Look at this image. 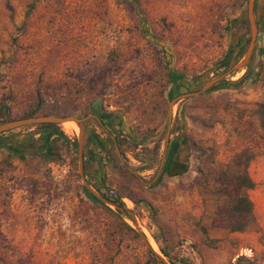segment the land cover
<instances>
[{
    "label": "rangeland",
    "instance_id": "374dc122",
    "mask_svg": "<svg viewBox=\"0 0 264 264\" xmlns=\"http://www.w3.org/2000/svg\"><path fill=\"white\" fill-rule=\"evenodd\" d=\"M249 40L247 0H0V110L85 118L56 125L61 163L36 126L0 135V264H264V18L231 70ZM244 158L254 220L215 228ZM100 178L128 213L92 199Z\"/></svg>",
    "mask_w": 264,
    "mask_h": 264
},
{
    "label": "trees",
    "instance_id": "16d2710c",
    "mask_svg": "<svg viewBox=\"0 0 264 264\" xmlns=\"http://www.w3.org/2000/svg\"><path fill=\"white\" fill-rule=\"evenodd\" d=\"M170 77L176 83H179L183 78L181 74H173V73L171 74ZM256 113L259 119L260 128L264 134V102L258 105ZM39 116H48V115L42 114ZM29 117H38V116L35 115V111L33 110L29 112L28 115H26L25 117L9 119L6 118L5 112L0 110V118L2 119V120L0 119V123L29 118ZM33 126H36V128L42 130L39 135V140H41V145L39 147V157L42 163L43 164H48L51 162L61 163L63 161V157L61 154L62 147L65 145L66 146L72 145V142L67 141L65 136L59 130V128L54 124H39ZM13 130L0 133V135L4 136L10 134L11 131ZM114 143L118 147L120 145V140L115 138ZM21 148L24 150L26 149L25 150L26 153L28 146L23 145L21 146ZM184 151L185 149L183 148L180 150L181 153ZM10 154L18 157L19 159L24 158L23 154L17 151H10ZM250 159L251 158H244V160H242V162L238 164V165H242L243 167L242 171L239 174H234V175L223 174L218 177L217 181L220 183L222 187L221 192L226 197V202L224 206L217 207L215 211V216L211 222V226L215 228L227 229L231 232H241L244 231L246 227L253 222L254 220L253 206L251 200L248 198L246 194V191L252 190L255 187V183L252 181V179L248 176V173L246 172V168ZM82 160H83V156H82ZM83 170H84V165H83ZM163 175H161L160 178ZM102 182L103 181L100 178L96 186V191L99 193V196L102 199H104L106 202L114 205L118 213H124V214L128 213V211L126 210L122 202L119 200V198H117L112 192L109 191L108 194H102L101 192V188L103 186ZM262 187L264 188V182L262 184ZM86 193L88 192L86 191ZM92 199L98 205L110 211L108 208H106L104 203L99 201L97 198L92 196ZM163 256L167 258L165 254H163Z\"/></svg>",
    "mask_w": 264,
    "mask_h": 264
},
{
    "label": "water",
    "instance_id": "95a60500",
    "mask_svg": "<svg viewBox=\"0 0 264 264\" xmlns=\"http://www.w3.org/2000/svg\"><path fill=\"white\" fill-rule=\"evenodd\" d=\"M247 21H248L249 31H250V40H249V43L247 45V48H246L241 60H239V62H237L236 64H233L231 66V70L240 69V68L244 67L245 64L248 62L250 56H251V52H252L254 41H255V37H256V25H255V21H254V18H253V1L252 0H247ZM221 79H222V76H220L218 78H215L213 80H210L209 82H207L198 91L192 92V93H188V94H184L183 98L188 97V96L202 94V93L206 92L207 90H209L214 84H216ZM169 108H170V106H169ZM91 117H94V116L91 115ZM65 120H73L74 122L79 124L83 120H85V118L84 119H75V118H72V117L59 118V117H49V116L29 117V118L12 120V121H8V122L0 123V133L7 132V131H10V130H13V129H16V128H22V127H26V126H33V125H39V124H54V125H58V124L62 123ZM168 121H169V117H168ZM167 131H168V126H167ZM166 142H167V140L165 139V143ZM78 157H79V171H81V165H80L81 157H80V154H79ZM128 171L131 172L130 170H128ZM93 196L95 198H97L99 201H101L102 203L108 204L100 196H97V195H93Z\"/></svg>",
    "mask_w": 264,
    "mask_h": 264
},
{
    "label": "flooded vegetation",
    "instance_id": "af4514ba",
    "mask_svg": "<svg viewBox=\"0 0 264 264\" xmlns=\"http://www.w3.org/2000/svg\"><path fill=\"white\" fill-rule=\"evenodd\" d=\"M264 1V0H263ZM262 6L260 7V19L264 18V2H262ZM255 7L253 6V12L255 13ZM260 19L259 17L255 16V25H256V29L258 30L259 26H260ZM249 61V60H248ZM92 116H94V120H98L100 126H102L103 128H106V125L103 124V122L105 121V119L103 118V115L97 112H94V114H91ZM109 123V122H108ZM109 132L111 131L109 128H106ZM114 142V140H112ZM169 141L166 142V146L165 149H167ZM179 150L177 152H175L174 155H172L171 157H166V159H164V161L168 162L171 164L170 169H173L174 167L179 168L180 165H182V163L180 162L181 158L179 157ZM181 153V152H180Z\"/></svg>",
    "mask_w": 264,
    "mask_h": 264
},
{
    "label": "bare ground",
    "instance_id": "6f19581e",
    "mask_svg": "<svg viewBox=\"0 0 264 264\" xmlns=\"http://www.w3.org/2000/svg\"><path fill=\"white\" fill-rule=\"evenodd\" d=\"M61 124H71L73 126H76L72 120H65ZM77 128V127H76ZM154 245V244H153Z\"/></svg>",
    "mask_w": 264,
    "mask_h": 264
},
{
    "label": "crops",
    "instance_id": "0c3cea01",
    "mask_svg": "<svg viewBox=\"0 0 264 264\" xmlns=\"http://www.w3.org/2000/svg\"><path fill=\"white\" fill-rule=\"evenodd\" d=\"M98 122V121H97ZM98 124H99V122H98ZM165 145H166V143H165ZM162 158H163V156H162ZM169 165H170V163H169Z\"/></svg>",
    "mask_w": 264,
    "mask_h": 264
}]
</instances>
